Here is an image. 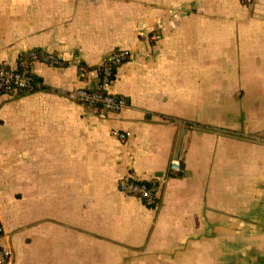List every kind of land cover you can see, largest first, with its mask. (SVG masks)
<instances>
[{
	"label": "crops",
	"instance_id": "1",
	"mask_svg": "<svg viewBox=\"0 0 264 264\" xmlns=\"http://www.w3.org/2000/svg\"><path fill=\"white\" fill-rule=\"evenodd\" d=\"M119 49L128 106L70 100ZM31 50L62 64L0 95L11 264H264V0H0V64ZM126 175L165 178L156 207Z\"/></svg>",
	"mask_w": 264,
	"mask_h": 264
},
{
	"label": "built area",
	"instance_id": "2",
	"mask_svg": "<svg viewBox=\"0 0 264 264\" xmlns=\"http://www.w3.org/2000/svg\"><path fill=\"white\" fill-rule=\"evenodd\" d=\"M251 6L255 0H240ZM132 58V51L119 49L111 52L98 66L96 83L90 86L76 87L68 94V98L78 104L105 113H118L128 106V100L112 92L119 68ZM41 62L47 65H60L62 60L52 52L31 50L20 59L19 66L11 67L0 64V95L17 94L23 91L34 90L39 87L33 74V63ZM79 71L85 75L86 68L79 64ZM114 134L121 140L127 141L129 134L115 130ZM183 172L179 157H174L170 163V173L179 176ZM165 178L151 180L122 176L118 182L119 190L128 195L139 198L144 205L156 207L161 196V189ZM5 229L0 222V264H11L13 251L2 241Z\"/></svg>",
	"mask_w": 264,
	"mask_h": 264
}]
</instances>
